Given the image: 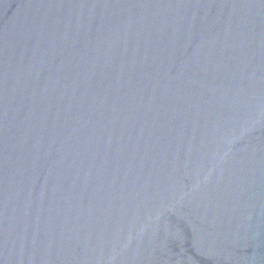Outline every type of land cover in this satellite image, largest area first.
I'll use <instances>...</instances> for the list:
<instances>
[{"label":"water","instance_id":"1","mask_svg":"<svg viewBox=\"0 0 264 264\" xmlns=\"http://www.w3.org/2000/svg\"><path fill=\"white\" fill-rule=\"evenodd\" d=\"M0 264H264V0H0Z\"/></svg>","mask_w":264,"mask_h":264}]
</instances>
